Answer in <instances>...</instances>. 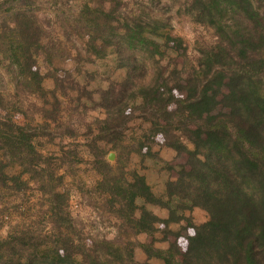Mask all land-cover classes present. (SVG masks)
<instances>
[{
	"label": "rangeland",
	"instance_id": "rangeland-1",
	"mask_svg": "<svg viewBox=\"0 0 264 264\" xmlns=\"http://www.w3.org/2000/svg\"><path fill=\"white\" fill-rule=\"evenodd\" d=\"M187 7V0H0L5 113L31 128L42 156L33 162L32 173L23 176L25 191L0 188V242L12 236L11 245L0 248L4 261L73 253L75 263L97 256L106 264H165L149 257L145 247L167 250L176 245V259L182 262L193 226L209 220L205 209H187L181 220L167 223L170 212L163 205L140 196L133 206L123 205L136 176L145 178L154 198L165 202L167 183L177 180L182 169L191 170L193 142L178 130L174 134L187 151L168 146L162 131L166 123L140 108L139 96L140 88L156 81L163 85L167 79L173 95L185 99L188 82L217 46L215 30L196 22ZM134 18L156 25L151 35L155 45L127 50L123 39L116 38L106 54L94 52L103 39L113 37L111 27L122 28ZM91 35L97 37L95 46ZM118 50L130 59V68L119 65ZM27 62L43 77L44 94L37 92L32 73L24 72ZM214 89L222 100L230 92V80L214 84L209 93ZM111 90L136 98L131 104L129 99L123 114L112 115L116 129L100 138L106 135L108 118L102 96ZM224 113L230 109L219 104L205 116ZM22 170L17 163L7 169L11 175ZM143 209L160 219L152 234L138 233L127 219L132 213L139 217ZM24 233L21 243L13 239Z\"/></svg>",
	"mask_w": 264,
	"mask_h": 264
},
{
	"label": "trees",
	"instance_id": "trees-1",
	"mask_svg": "<svg viewBox=\"0 0 264 264\" xmlns=\"http://www.w3.org/2000/svg\"><path fill=\"white\" fill-rule=\"evenodd\" d=\"M187 2L188 14L196 22L215 30L217 46L208 51L203 69L188 82L185 99L173 95L167 79L163 85L156 81L140 88L139 96L142 98L140 108L166 123L162 131L168 146L178 152L187 151L180 137L174 134L178 130L193 142L195 150L190 152L189 159L191 170L182 169L177 180L167 183L165 202L156 200L146 179L136 176L135 184L127 192L129 198L122 197L129 199L123 206H133L140 196L167 207L170 212L167 223L181 220L180 214L194 207L208 212L207 222L193 226L194 234L189 238L182 262L176 259L179 255L176 245L167 250L145 247L149 257L162 259L165 264H264V0ZM123 24L122 28L111 27L113 37L103 39L99 49L102 51L95 49L96 54H106V48L116 46V38L123 39L127 50L138 45H155L151 35L155 34L156 25L147 24L141 18ZM90 38L95 46L97 37L91 35ZM118 56L119 65L130 68V59L122 57L119 50ZM26 66L24 72L32 73L37 92L44 94L43 77L38 71H32L33 62H27ZM225 79L230 80V92L219 100V90L214 89L213 94L209 90L214 84L220 87ZM124 92L116 94L111 90L103 94L101 102L107 108L108 118L103 129L106 135L101 134L100 138L116 129L111 127L112 115L123 114L129 107V99L131 104L136 98ZM146 104H150L149 109ZM172 104L176 106L174 110ZM219 104L229 108L230 113L205 116ZM4 105L5 98L0 92V188L25 191L28 182L23 176L32 173L33 162L42 156L33 145L31 128L15 123L11 114L5 113ZM15 163L23 168L20 175L7 171ZM127 219L138 233L151 234L156 230L155 223L160 221L146 209L139 217L132 213ZM26 236L24 233L13 239L20 242ZM11 238L1 241L0 248L11 245ZM73 256V253L63 257L47 253L37 257L35 253L31 257H9L4 261L0 253V262L106 264L98 261L97 256L75 263Z\"/></svg>",
	"mask_w": 264,
	"mask_h": 264
}]
</instances>
